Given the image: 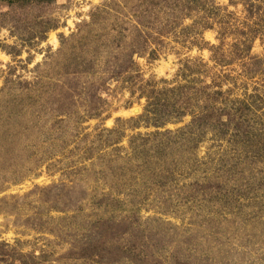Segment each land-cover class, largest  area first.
Segmentation results:
<instances>
[{"label": "rangeland", "instance_id": "1", "mask_svg": "<svg viewBox=\"0 0 264 264\" xmlns=\"http://www.w3.org/2000/svg\"><path fill=\"white\" fill-rule=\"evenodd\" d=\"M0 264H264V0H0Z\"/></svg>", "mask_w": 264, "mask_h": 264}]
</instances>
